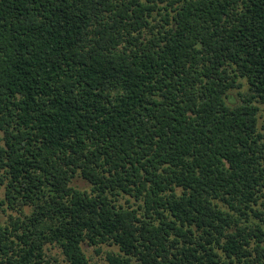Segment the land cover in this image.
I'll return each mask as SVG.
<instances>
[{
	"label": "trees",
	"instance_id": "1",
	"mask_svg": "<svg viewBox=\"0 0 264 264\" xmlns=\"http://www.w3.org/2000/svg\"><path fill=\"white\" fill-rule=\"evenodd\" d=\"M1 192L0 264H264V0H0Z\"/></svg>",
	"mask_w": 264,
	"mask_h": 264
},
{
	"label": "rangeland",
	"instance_id": "2",
	"mask_svg": "<svg viewBox=\"0 0 264 264\" xmlns=\"http://www.w3.org/2000/svg\"><path fill=\"white\" fill-rule=\"evenodd\" d=\"M242 82H243V86L241 88V91H245L246 83L244 82V80H242ZM233 93H234V96H236V91H234ZM73 184H75L81 189L89 188V184L85 180L81 179L80 177H76L73 181ZM0 196L3 197L2 192ZM29 211H30L29 207H24L23 212L29 213ZM19 215H21L20 210L11 209L7 207L5 204H1L0 205V226H4L7 223L9 216H19ZM83 249L89 260V264H109L105 258L106 253L108 251L118 250L116 246L106 245V244H101L100 246H97V247L88 245V244H83ZM45 252L48 256L52 258L51 264H68L57 247L53 245H46Z\"/></svg>",
	"mask_w": 264,
	"mask_h": 264
}]
</instances>
